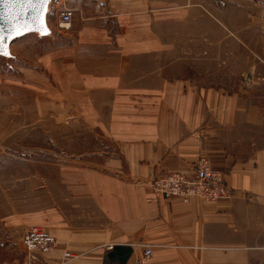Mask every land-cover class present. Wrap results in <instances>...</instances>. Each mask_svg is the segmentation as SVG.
I'll list each match as a JSON object with an SVG mask.
<instances>
[{"label":"crops","instance_id":"crops-1","mask_svg":"<svg viewBox=\"0 0 264 264\" xmlns=\"http://www.w3.org/2000/svg\"><path fill=\"white\" fill-rule=\"evenodd\" d=\"M225 2L243 29L264 27L250 0H62L73 14L43 56L48 86L112 149L96 163L62 165L64 204L14 215L0 264H138L145 247V264H264V114L220 89L169 79L161 65L163 28ZM25 49L12 42L16 59ZM200 156L222 171L229 198L153 199L152 177L192 171ZM30 225L54 235L53 251L26 252L20 234ZM65 251L76 257L64 260Z\"/></svg>","mask_w":264,"mask_h":264},{"label":"rangeland","instance_id":"rangeland-1","mask_svg":"<svg viewBox=\"0 0 264 264\" xmlns=\"http://www.w3.org/2000/svg\"><path fill=\"white\" fill-rule=\"evenodd\" d=\"M98 1L104 4L106 0ZM227 5L225 2L218 10L208 12L192 9L191 25H180L176 20L174 29H162L164 74L169 79L187 78L199 87L220 89L228 97L246 99L264 114V27L243 29L234 23L238 19ZM255 5L256 15L264 12L263 7ZM50 7L47 11L50 34L30 32L15 38L13 48L21 45L27 50L22 58L16 59L12 42L11 56L0 55L3 246L12 241L14 215L35 212L58 201L64 204L66 191L59 181L62 165L75 160L96 163L112 149V143L91 130L80 117L77 106L63 104L56 97L57 92L48 86L53 81L44 69L48 61L43 56L48 50L56 51L58 36L62 37L61 33L70 27L62 29L53 24L55 8ZM218 18L226 23L220 25L216 22ZM28 227L22 229L21 237Z\"/></svg>","mask_w":264,"mask_h":264},{"label":"built area","instance_id":"built-area-1","mask_svg":"<svg viewBox=\"0 0 264 264\" xmlns=\"http://www.w3.org/2000/svg\"><path fill=\"white\" fill-rule=\"evenodd\" d=\"M254 4L264 8V0H251ZM62 0H51L49 7L58 10V27L68 28L72 19L70 9L60 7ZM48 7V9H50ZM153 199L177 197L183 203H188L192 198H198L207 203H213L231 196L222 171L214 169L205 156H200L195 167L189 172H171L154 176L148 181ZM22 245L30 255L46 254L53 251L57 241L54 235L39 226L28 227L22 237ZM151 247H145L138 264H145L151 256ZM75 257L65 251L64 260Z\"/></svg>","mask_w":264,"mask_h":264},{"label":"water","instance_id":"water-1","mask_svg":"<svg viewBox=\"0 0 264 264\" xmlns=\"http://www.w3.org/2000/svg\"><path fill=\"white\" fill-rule=\"evenodd\" d=\"M51 0L47 3H36L34 7L3 3L0 0V55L11 56L9 46L17 37L26 33L37 32L40 35L50 34L46 22L47 11Z\"/></svg>","mask_w":264,"mask_h":264},{"label":"snow or ice","instance_id":"snow-or-ice-1","mask_svg":"<svg viewBox=\"0 0 264 264\" xmlns=\"http://www.w3.org/2000/svg\"><path fill=\"white\" fill-rule=\"evenodd\" d=\"M3 3H12L20 6L27 5L29 8L34 7L36 3L44 4L47 3V0H2ZM0 39H4L0 37Z\"/></svg>","mask_w":264,"mask_h":264}]
</instances>
